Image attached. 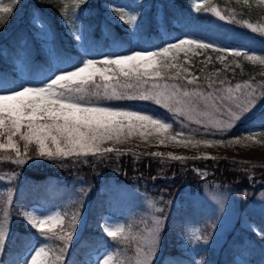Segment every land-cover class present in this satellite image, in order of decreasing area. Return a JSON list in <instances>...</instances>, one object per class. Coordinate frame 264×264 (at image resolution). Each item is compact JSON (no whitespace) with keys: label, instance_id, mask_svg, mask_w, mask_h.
Wrapping results in <instances>:
<instances>
[{"label":"trees","instance_id":"1","mask_svg":"<svg viewBox=\"0 0 264 264\" xmlns=\"http://www.w3.org/2000/svg\"><path fill=\"white\" fill-rule=\"evenodd\" d=\"M120 1L87 0L86 4L79 1L86 37L85 47L88 51L97 54L111 45H119L126 52L133 49L134 35L121 23L110 21L104 13L107 4ZM213 3L222 11L224 20L211 11ZM63 5L64 0L14 1L12 12L0 17V76L17 83H22L26 76L32 82L40 83L51 73L55 61L69 65L85 58L83 49L76 46L74 37L61 18ZM133 10L142 13L139 18L140 28L137 31L139 40L144 37L143 40L149 42L155 36L160 42L165 36L187 33L203 40L212 39L220 46L245 45L250 49L264 50V34L253 32L246 25L248 22H264V0L258 3H240L233 0H137ZM36 16L43 20L42 24L50 28V39L35 33ZM233 19L235 22H232ZM237 72L242 79L250 78L256 81L264 91L262 64L243 59L241 66L237 67ZM118 102L124 106L138 107L169 117L167 110L151 101L125 99ZM177 127L178 123L173 122V129ZM249 127L264 129V104L247 120L238 122L234 130L241 133ZM35 148L34 144L29 147L31 155L36 154ZM107 157H80L75 163V158L69 157L63 161L47 160L27 164L24 167L25 175L20 177L24 184L12 198L13 227L3 245L0 264H20L22 256L40 239L48 242L52 257L59 254V248L63 246L61 241L55 240L54 237H41L34 228L28 227L19 207L36 203L58 207L69 225L72 218L70 199L76 191L75 184H78V189L84 191L86 187L93 185L96 192L92 190L93 198L87 211V223L65 254L64 264H87L92 261L94 254L105 247L117 249L116 264H120L122 258H126L124 253L127 243L122 242L124 238L111 239L101 230L103 216L109 213L121 217L127 230L136 225L137 219L129 216L126 205L114 201L115 190L109 182L111 175L108 176L105 171L113 173V180L119 182L129 177L135 178L136 175L141 177V174H146L149 178L154 176L149 180L155 186L154 193L158 194L160 188H166L165 195L169 200L177 199V204L173 202L167 214L165 213L162 236L166 242L156 264H208L211 258L216 259L214 264H262L264 239L252 232L230 236L223 244L220 258L211 245L198 249L197 259L180 250L179 232L183 230L184 225L197 222L204 227V233H209L214 219L206 205L199 204L192 197L179 192L184 179L193 183L199 181V169L206 171L207 180L230 185L243 201H248L255 193L264 189V166L251 165L245 160L232 157L189 158L186 161L149 154L137 157L130 154H114ZM102 171L104 173H101ZM116 172H119L120 178ZM48 175H59L55 177L58 178L57 190H53V193L47 189ZM75 177L83 181L76 182ZM157 186L159 188L156 189ZM6 195L0 193V222H3L4 218L1 197L6 198ZM166 205H169V201H166ZM56 232L59 233L60 229H56ZM47 235L52 236L50 233ZM201 244H204L203 241ZM236 256L243 262L238 263Z\"/></svg>","mask_w":264,"mask_h":264},{"label":"snow or ice","instance_id":"2","mask_svg":"<svg viewBox=\"0 0 264 264\" xmlns=\"http://www.w3.org/2000/svg\"><path fill=\"white\" fill-rule=\"evenodd\" d=\"M80 3L86 4L87 0H80ZM108 9L110 12L119 13L117 18L129 27L130 33L135 34L139 31L141 12L127 5H108ZM12 10L11 7L0 8V12L3 13H11ZM211 11L219 19H225L217 9ZM78 20V13H74L73 23ZM247 27L253 28V25L247 24ZM253 30L256 31L255 28ZM73 35L78 42L86 38L83 29L75 31ZM210 48L215 51L231 52L237 57L242 55L239 49H229L213 41L185 35L175 41H167L155 50L137 47L124 54L112 53L105 54L99 59L78 60L72 63L69 69L54 73L39 84L17 83L15 80L0 76V151L14 152L16 154L14 163L20 165L26 162L29 147L34 144L35 153L39 157L57 161L74 157L75 163L80 157L108 158L107 154L116 150L102 145L109 141L123 143L128 137L136 134L145 138L146 135H155L157 138L176 139L165 136L173 128V123L137 109L102 103L125 99L154 102L155 105L172 113L174 122L175 117L186 116L198 125L203 124L204 134L209 133V125L216 129L217 133L223 132L226 127H231V124L219 126V122H214L216 114H226L230 119L240 120L254 110L258 101L264 99V95L257 97L249 83L236 84L235 89L223 87L224 81L219 82L221 85L219 88H214L213 84L209 83L208 88L213 91L205 93L200 90L190 92L184 90L180 84L166 82L175 81L180 76V66L174 62L177 61L180 52L187 56L194 49ZM243 54L247 55L246 52ZM248 59L256 57L248 56ZM260 63L264 64V59H260ZM170 69L177 70L175 76L167 75ZM195 81L196 77H193L188 79L187 83L195 84ZM242 89L244 91H241ZM165 139H159V143L164 144ZM238 140L239 138L237 142ZM21 141L23 151L20 147ZM202 142L207 146L222 143L219 140H197L192 146L196 147ZM184 146L187 147L188 143ZM151 155L164 154L155 152ZM168 156L175 160L182 159L171 153H168ZM223 207V201H220L221 211ZM80 211L82 212V209ZM31 217L32 214H27L26 221L41 237L46 239L54 237L55 240L62 241L63 246L59 248V254L50 258L49 252L46 251L48 244L45 243L34 250V254L25 264H64V253L74 238V231H64L65 217L59 212L41 214L35 219ZM76 225L77 215L73 214L69 227L74 228ZM210 227L211 233L206 232L202 238L196 236V242L202 239L203 243L207 244L214 237L219 225L214 222ZM58 228L59 233L56 232ZM103 230L114 240L124 231L122 226L115 229L105 226ZM162 230L161 218H154L146 236L136 248L134 264H153ZM254 230L260 239H264V230ZM49 233L52 234L51 237L47 235ZM5 235L3 223L0 222V247L4 244ZM188 239L193 238L188 236ZM128 240L129 237L125 236L122 242L127 243ZM112 261V254H107L103 259L98 258L96 264H112ZM120 264L132 262L121 260Z\"/></svg>","mask_w":264,"mask_h":264},{"label":"rangeland","instance_id":"3","mask_svg":"<svg viewBox=\"0 0 264 264\" xmlns=\"http://www.w3.org/2000/svg\"><path fill=\"white\" fill-rule=\"evenodd\" d=\"M14 1L16 0H0V8H12ZM79 1L80 0H64V5L61 9V18L67 25L68 31L72 34L73 37V33L77 30L83 29L84 26V23L80 16ZM136 1L137 0H121L120 2L107 4L104 13L110 21L121 23L129 30V27L117 18L119 13L110 12L108 9V5H127L128 7L133 9V5ZM196 1L201 2V0ZM233 1H237L240 3H258L259 1L263 0ZM211 8L217 9L222 14V11L215 3L212 4ZM74 13H78L79 15V20L75 24L73 23ZM6 14L8 13L0 12V17L5 16ZM34 19L35 33L37 35H40V37L42 38H50V28L42 24L43 20L38 16H36ZM247 24H252L253 28L256 29V31H254L253 28L248 27L251 31L264 34L263 21L253 23L248 22ZM136 33L137 32H135L133 36V48L140 47L153 50L158 49L167 41H175L177 38H182L185 35L194 37L187 33H179L172 36H165L164 40H161L160 42L159 39H155L154 36L152 39H150L151 41L147 42L144 40H139L140 36L138 35L137 37ZM204 41H213L218 44L216 41L209 38ZM75 44L76 46L83 49L86 55L84 59H99L105 54L127 53L122 47H119V45H111L107 49H104L101 53L95 54L86 49L84 40L79 42L76 41ZM222 47H226L229 49H239L241 50L242 55L237 57L234 56L231 52L215 51L211 48L206 50L194 49L193 51L189 52L187 56H185L183 52H180L178 54L177 61H174L180 66V76L175 81L166 80V82L180 84L184 90L190 92L194 90H200L205 93L213 91V89L208 88L209 83H212L214 88H219L221 87L219 82L224 81L223 87L233 89H235L236 84L243 85L245 83H249L251 84V89L255 92L257 97H261L262 95H264V91L260 87V84H257L256 81L250 78L242 79L237 72V67L241 66L243 59L250 60L248 59V56L256 57V59H252L250 61L254 63H260V59H264V50L259 51L256 49H250L245 45L232 44H226ZM245 52L247 53V55L243 54ZM262 66H264V64H262ZM70 67L71 64L63 65L58 61H55L51 73L46 78L51 77L54 73H57L59 71L67 70ZM185 69H187V71H184ZM176 72V69H170L168 70L167 75L175 76ZM193 77H196L195 84H188L187 80L192 79ZM23 83L39 84L36 82H32L26 76ZM241 91L244 90L242 89ZM235 94L238 95L239 93ZM102 103L109 104L114 107L137 109L146 114H154L167 122H174V115L172 113H169L168 111L167 112L169 117H165L160 113L151 112L138 107L124 106L118 101H102ZM263 104L264 99L259 100L258 105L254 108V110L243 116L240 120L230 119L226 114H216L214 122H219V126L225 127L227 124H231V127H226V130L223 132L217 133L216 129L211 128V125H209V133L204 134L205 128L203 124L198 125L194 121L189 120L186 116H177L175 117V121L178 123L177 129L172 128L168 133L165 134L166 137H175V140H172L170 138L165 139V137L157 138L155 135H146L145 138L139 136V134H136L128 137L123 143H114L112 141H109L102 145V147H112L116 150L112 153H108L107 155L130 154L133 157H137L142 154L151 155L152 153L160 152L164 155L158 157L172 159L170 156H168V153H171L173 156L182 157V159H179L181 161H186L189 158L205 159L232 157L240 160H245L248 162V164L251 165L255 164L264 166V129L249 127L246 131H243L241 133L234 130V127L238 122L247 120L249 117L255 114ZM177 133L180 134L177 135ZM189 137L191 138L190 141ZM249 137L251 138L249 139ZM237 138H239L238 142ZM159 139H165V143L160 144ZM197 140H219L222 141V143L207 146L202 142L196 147H193L192 143H195V141ZM185 143H188L187 147L184 146ZM20 147L21 151H23L22 141L20 142ZM15 158L16 154L14 152L4 151V153H0V193L7 194L6 198L1 197L4 204V218L2 223L6 233L5 240L10 234L13 227L11 202L15 193L24 184V181L20 179V177L24 176L26 173L24 171V167L30 163H41L46 162L47 160L49 162H52V160H49L47 157H39L36 154L31 155L29 151L27 156L25 157L26 162L24 164L16 165L14 163ZM101 173H104V171H102ZM197 173L200 175L198 177L199 181L197 183H193L190 181L186 182L184 179L182 189L180 190L181 192L179 193H185L187 197H192L197 203L206 205L212 215V218L214 219L213 223L215 222L219 225V227L215 230L214 237L211 238L207 244H201L202 241L196 242L195 237L205 234V230L203 229L204 227L197 222L187 223L186 225H184L183 230L179 232L180 242L178 246L184 253H187L190 256L192 255L197 259L199 257L197 256L196 251L198 249H202L207 245H211L217 257L219 256L220 258L221 253L223 252V244L227 239H229L230 236L240 232L243 234L244 232H252L254 234H257L254 229L264 230V189L259 190L252 197H250L247 202H245L242 201L241 196L230 185L216 180H207V175L204 176L206 174V171L198 169ZM105 174H108V176L111 175V180L109 182L110 186H112L115 190L113 192V195H115L114 201L116 200L118 202H121L122 205H126L129 216L136 218L137 223L136 225L132 226L131 229L127 230L122 218L114 216L112 214H105L102 219L101 230L106 234V232L103 230L105 226L112 229H115L118 226L123 227V233L116 239H122L125 236L130 235L128 236L129 240L127 242V248L124 253L126 258L122 259H127V261L131 262L133 261L132 264H134L136 259V248L141 239L146 236L147 229L151 226L153 219L157 217L161 218L164 225V220L167 214L166 212H168V209L171 207V204L173 202L174 204H177V199L175 198L169 200L168 196L165 195V192L167 190L166 188H160L157 191L158 194H155V186L149 181L152 180L154 176H151V178H149L148 175L141 174V177H138L136 175L135 178L129 177L128 179L126 178L124 181L119 182L118 180H113L115 178L112 175L113 173H107L105 171ZM118 174L119 172H116V175ZM119 175L118 178H120ZM56 176L48 175L49 185L47 186V189L52 193L54 192L53 190H57L56 183L58 178H55ZM79 180H81L79 177H75L74 181L77 182ZM93 188H95V186L92 185V187H86L84 191L81 188L78 189V184H75L76 191L74 193V196L70 199V212L72 213V216L73 214L77 215V225L74 228H70L68 223L66 224V222H64V231H74V238L71 241L70 246L64 253V259L65 254H67L73 242L80 236L87 223V211L89 210L93 198L92 190L96 192ZM157 188L159 187L157 186L156 189ZM166 201H169L168 206L166 205ZM220 201H223L224 205L222 211L220 209ZM19 208L21 215L24 218V222L30 228L32 227L27 223L25 218L27 214H32L31 218L33 219L39 217L41 214H54L56 212H59L64 216V213L60 211L58 207L42 205L39 203L29 206L22 205ZM81 209L82 212L80 211ZM157 209H161L162 211L157 212ZM5 217H7V219H5ZM250 225L252 227H250ZM209 233H211V229L209 230ZM188 236H192L193 239L189 240ZM133 237H135V239H133ZM165 242L166 241L163 239L161 232L159 247L158 251L154 255L153 264H156L159 260L160 254L165 247ZM45 243L48 244L46 240H37L35 244L22 256L20 264H25L27 260H30L31 255L34 254V250L38 249ZM61 243L63 244L62 241ZM2 248L3 246L0 247V255L2 252ZM50 248L51 247L48 244V248L46 249V251L49 252V257L51 258L52 250ZM116 253L117 249L114 247L104 248L99 253L94 254L92 261L87 264H96L98 258L103 259L107 254H112V264H116ZM236 261L238 263L243 262V260L239 256H236ZM215 262L216 259L211 258L207 263L214 264ZM262 264H264V259L262 261Z\"/></svg>","mask_w":264,"mask_h":264}]
</instances>
